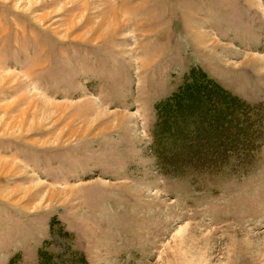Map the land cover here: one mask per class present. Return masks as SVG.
Segmentation results:
<instances>
[{
	"label": "rangeland",
	"instance_id": "1",
	"mask_svg": "<svg viewBox=\"0 0 264 264\" xmlns=\"http://www.w3.org/2000/svg\"><path fill=\"white\" fill-rule=\"evenodd\" d=\"M0 264H264V0H0Z\"/></svg>",
	"mask_w": 264,
	"mask_h": 264
},
{
	"label": "trees",
	"instance_id": "2",
	"mask_svg": "<svg viewBox=\"0 0 264 264\" xmlns=\"http://www.w3.org/2000/svg\"><path fill=\"white\" fill-rule=\"evenodd\" d=\"M189 75L191 77L186 78V80L180 84L177 91L160 102L159 105H161V108L166 107L168 109L169 107L177 111L180 107H191L192 111L195 112V110H198L200 112L202 109L201 107H209V115L205 116L203 113L201 115L207 119L208 124H213L218 131H220V129H218L219 122L221 123L222 120H224L226 124H221V126L223 127L224 125L225 129V125L228 126V124H232L233 132H236L235 135L238 137L257 136L256 133L253 135L251 134L252 132H247L244 129L246 126L245 122L251 124V119H248V114L252 113L250 109L256 110L255 105L243 100L237 94L232 93L206 73L200 71L195 72L193 70ZM216 107L219 109L217 110ZM219 111H223L224 114H221V112L219 113ZM166 116L169 118L167 114ZM253 120L257 121L256 117H254ZM198 130L199 129L195 127L192 131L185 130L183 131L185 133L184 137H190L191 141L194 142L196 137H204L207 133V131H205L204 134H202ZM217 130L214 134H217ZM238 143L241 145L240 141H238ZM231 146L233 145L229 147Z\"/></svg>",
	"mask_w": 264,
	"mask_h": 264
}]
</instances>
